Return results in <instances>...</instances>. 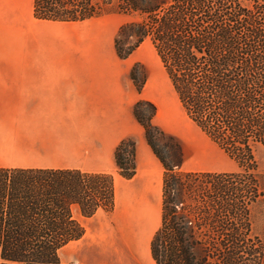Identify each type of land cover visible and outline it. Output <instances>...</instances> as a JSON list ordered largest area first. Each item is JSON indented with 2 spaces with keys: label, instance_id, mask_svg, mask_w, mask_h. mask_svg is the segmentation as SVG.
<instances>
[{
  "label": "trees",
  "instance_id": "obj_1",
  "mask_svg": "<svg viewBox=\"0 0 264 264\" xmlns=\"http://www.w3.org/2000/svg\"><path fill=\"white\" fill-rule=\"evenodd\" d=\"M103 14L128 18L113 40L117 58L149 40L187 118L238 166L230 174L167 166L149 139L156 107L136 102L133 116L164 169L153 263L264 264L251 216L264 202L254 159L264 149V0H32L42 22ZM114 162L122 179L134 176L132 139L120 142ZM113 207L110 174L0 169V264H62L59 251L83 237L82 220Z\"/></svg>",
  "mask_w": 264,
  "mask_h": 264
},
{
  "label": "crops",
  "instance_id": "obj_2",
  "mask_svg": "<svg viewBox=\"0 0 264 264\" xmlns=\"http://www.w3.org/2000/svg\"><path fill=\"white\" fill-rule=\"evenodd\" d=\"M65 48L57 54L40 47L31 65L0 66V169L110 174V232L82 242L86 224L102 211L82 220L83 237L67 245H79L70 264H154L150 241L161 221L164 169L133 116L139 94L127 70L83 65ZM126 139L135 143L129 180L114 162Z\"/></svg>",
  "mask_w": 264,
  "mask_h": 264
},
{
  "label": "rangeland",
  "instance_id": "obj_3",
  "mask_svg": "<svg viewBox=\"0 0 264 264\" xmlns=\"http://www.w3.org/2000/svg\"><path fill=\"white\" fill-rule=\"evenodd\" d=\"M31 2L0 0V66L31 65L30 59L34 51L40 53V47L61 54L62 46H66L65 49H72L74 58L84 60L83 65L127 70L134 88L140 89L137 100L151 102L156 107V116L151 123L155 129L149 134V139L167 166L175 167L181 161V170L188 173L230 174L237 171L236 161L187 118L149 40L125 60L117 58L113 40L128 18L103 14L84 23L42 22L33 19ZM140 113L144 123H147L150 109L143 105ZM141 131L144 135L142 128ZM254 159L258 182L264 191L263 148L254 151ZM185 198L188 199V195L185 194ZM104 213L86 224L82 242L109 234L113 215ZM251 216L253 232L263 237L264 202L252 208ZM77 244L59 251L62 264L72 262L79 246ZM101 262H105L104 257Z\"/></svg>",
  "mask_w": 264,
  "mask_h": 264
}]
</instances>
